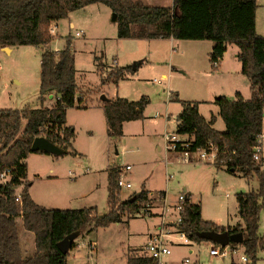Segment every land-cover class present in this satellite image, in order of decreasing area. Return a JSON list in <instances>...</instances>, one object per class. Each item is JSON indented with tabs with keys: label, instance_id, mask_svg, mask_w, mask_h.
Returning <instances> with one entry per match:
<instances>
[{
	"label": "rangeland",
	"instance_id": "1",
	"mask_svg": "<svg viewBox=\"0 0 264 264\" xmlns=\"http://www.w3.org/2000/svg\"><path fill=\"white\" fill-rule=\"evenodd\" d=\"M111 17L109 7L96 3L74 10L65 19L51 24L52 41L47 47L61 49L71 34L76 79L82 90L89 93L85 107L74 106L66 111L68 125L75 130L73 152L59 156L42 152L28 154L29 193L47 208L95 207L99 214H104L108 211V168L121 169L129 164L131 169L125 178L132 187H119L118 199L126 200L141 189L148 190L152 196L148 197L154 198L136 215L124 213L120 222L78 234L73 241L75 246L68 250L66 264H126L129 253L145 254L148 237L155 233L169 243V264H177L186 256L201 264H240L243 254L240 246L232 249L228 244L225 256L210 255L209 249L218 244L208 239L177 244L178 235L169 227L174 215L168 214L164 207L173 206L178 195L184 193V187L189 201L200 204L204 220L222 226L243 224L236 194L256 190L258 181L255 175L244 176L239 170L230 171L211 162L182 161L175 151L168 150L165 135L176 134L180 104L166 92L171 90L179 99L195 97L192 99L206 101L204 86L220 82L228 93L227 98L236 97L231 89L238 86L241 96L248 99V78L240 71L222 82L210 63L209 48L196 45L195 41L181 43V54L172 51L165 40L118 38L116 21ZM71 21L73 28L69 25ZM261 26L264 28V23ZM80 27L85 30L84 35ZM77 30L82 32L79 37L75 36ZM258 31L264 33L259 26ZM237 49L230 44L225 53L233 69L240 67L234 55ZM41 52L42 48L33 45L13 46L10 51L0 47V108L43 105L38 98ZM169 61L174 65L180 63L183 69L178 66L173 69ZM98 65L104 68L100 71ZM114 66H133L135 71L126 72L117 83L102 84ZM158 79L160 82H156ZM102 95L106 100L117 96L128 100L145 97L144 117L126 121L122 137H109L102 107L106 100H102ZM209 104L201 105L205 114L212 108ZM220 122L223 129L224 122L222 119ZM261 143L264 172V130ZM170 174L172 178H168ZM160 191L165 192V197L159 196ZM16 224L21 252L29 256L35 249L34 235L24 228L21 217L16 219ZM258 231L263 236L264 208L260 212ZM256 264H264V248L259 250Z\"/></svg>",
	"mask_w": 264,
	"mask_h": 264
},
{
	"label": "trees",
	"instance_id": "2",
	"mask_svg": "<svg viewBox=\"0 0 264 264\" xmlns=\"http://www.w3.org/2000/svg\"><path fill=\"white\" fill-rule=\"evenodd\" d=\"M101 3L116 14L118 38L178 40H210L209 60H220L227 46L238 48L240 71L250 82V97L239 92L233 99L217 96L213 103L224 122V129L214 128L215 116L207 120L199 112V102L179 99L181 110L176 117V134L185 136L176 143V150L207 148L211 143L217 149V167L239 170L244 176L255 175L256 190L236 194L239 216L243 224L222 226L202 218L200 204L186 200L180 213L178 230L189 241H200L202 231L241 232V243H229L233 249L242 248L249 264H256L258 252L264 248L263 236L258 231L260 212L264 208V172L262 160L253 159V147L263 133L264 120V35L255 26L256 0H172V6L146 4L141 0H0V47L33 45L42 48L38 98L40 102L53 95L51 106L36 108H0V173L8 170L7 180L0 181V264H66L67 253H62L57 242L65 236L90 232L111 223L120 222L121 215H136L151 203L148 190L133 192L128 199H118V166L108 168V211L99 214L95 207L47 208L35 202L27 179L28 154L34 138L43 136L62 148L73 152L75 130L66 125V111L74 106L85 107L89 91L82 90L76 79L71 34L65 45L55 51L47 47L51 41L50 27L68 17L74 10ZM104 66L98 65V70ZM135 71L133 66L112 67L102 79L115 82ZM147 99L128 100L123 97L107 99L103 112L107 135L120 138L126 121L142 119ZM39 152V151H34ZM43 153V152H42ZM19 199L16 200V196ZM134 196V199L130 200ZM159 196L165 197L160 191ZM34 235V252H21L16 219ZM75 243L72 242L71 247ZM126 264H155L146 254L129 253ZM191 264H201L197 261ZM234 264V263H233Z\"/></svg>",
	"mask_w": 264,
	"mask_h": 264
},
{
	"label": "built area",
	"instance_id": "3",
	"mask_svg": "<svg viewBox=\"0 0 264 264\" xmlns=\"http://www.w3.org/2000/svg\"><path fill=\"white\" fill-rule=\"evenodd\" d=\"M81 31H76L75 36H79ZM82 33V32H81ZM212 66H218V60H214L212 62ZM156 82H160V80H156ZM263 133L260 135L259 142L253 147V159L259 161L261 159V138ZM166 147L170 151H175L177 156L180 160L194 163V162H211L213 163L216 160L217 156V149L211 144H208L207 148H196L194 150H190L188 143H184L183 146L185 149L176 150V143L183 141L184 138H179L177 134H166ZM131 169V165L127 164L123 168L119 170V175L117 177V185L120 188H131L132 184L125 178L129 170ZM8 170L2 171L0 173V181L5 182L7 180ZM168 178H172V174L168 176ZM19 199V196H16V200ZM186 200L185 193H181L177 197V201L173 206H165L164 210L169 211L168 214H173V218L171 222H169V227L174 229V233L178 235V240L176 241L177 244H184L187 245L189 243V239L185 235V233L178 230V226L181 222V215L180 213L183 210V203ZM167 205V204H166ZM159 233H155L153 235H149L148 241L144 247V253L151 257L155 264H169L168 257L171 253L169 243H166L161 236L158 235ZM264 240V234H263ZM233 249V248H232ZM210 255H220L225 256L227 254L226 247H222L218 244L217 247H211L209 249ZM240 264H249V259L245 254H242L240 257ZM192 261L188 256L183 257L179 260L177 264H191Z\"/></svg>",
	"mask_w": 264,
	"mask_h": 264
},
{
	"label": "crops",
	"instance_id": "4",
	"mask_svg": "<svg viewBox=\"0 0 264 264\" xmlns=\"http://www.w3.org/2000/svg\"><path fill=\"white\" fill-rule=\"evenodd\" d=\"M141 1H143L144 3H146V4H150V5H159V6H172V0H152L153 2L152 3H148V2H145L144 0H141ZM256 2H257V8H256V12H255V26H256V31H257V33L258 34H260V32L258 31V26L259 27H261L263 30H264V28L261 26V22L262 23H264V0H256ZM89 6V5H88ZM86 7V6H85ZM61 20H63V19H61ZM60 21V20H59ZM52 25H55L54 23H52ZM57 25V24H56ZM69 25H70V27L71 28H73L74 27V22L73 21H71V22H69ZM53 28V27H52ZM80 30H82V32H83V35L85 34V30L82 28V27H80ZM78 31V30H77ZM53 32V31H52ZM261 35H264V33H262ZM76 37H79V36H76ZM130 39V38H129ZM157 40H165V41H167L168 43H169V45H170V47L172 48V51H176V53H178V52H181V54H182V49L179 47V45L181 44V43H191V42H185V41H188V40H178V39H174V38H156ZM147 40V39H146ZM148 40H151V39H148ZM52 41V40H51ZM50 41V42H51ZM181 41H184V42H181ZM189 41H195V44L196 45H199V46H203V47H208L209 48V51H208V54H210V52H211V50H212V44L213 43H209L208 41H210V40H189ZM12 47L13 46H11V47H7L8 48V50L10 51V50H12ZM176 48H178V49H176ZM228 48H229V45L227 46V49H226V51L224 52V54H223V56H222V58L220 59V60H218V66H216V67H214V69L213 70H215V72L216 73H218L217 75H219L220 77H221V80H222V82L223 81H225V78L226 79H228L229 77H231V78H233V77H235L236 75H237V72H240V67L238 68L237 66L233 69L232 67H229V65H228V62H227V58H226V55H225V53L227 52V50H228ZM53 50H55V51H57L56 49H53ZM237 53H238V49L237 50H235V53H234V55H235V57H236V59H237ZM238 60V59H237ZM211 63V62H210ZM169 64H171V67L173 68V69H175V67L174 66H178L179 68H181V69H183V66L180 64V63H178V65H174V63H170V61H169ZM212 64V63H211ZM115 67V66H114ZM170 67V66H169ZM213 67V66H212ZM171 68V69H172ZM169 71H171V70H169ZM182 71V70H181ZM163 76H165V75H163ZM159 80V79H158ZM238 86H234V87H232V92H234V94H236L237 92H239L238 91ZM240 93V92H239ZM228 93H226V91H224V87H223V84L222 83H220V82H216V83H214V82H210L209 84H207L206 86H204V94H203V96H204V100H206V101H202L203 100V98H201V99H192V98H195V97H188L189 99L188 100H194V101H197V102H199V104H198V109H199V112L205 117V119H209L210 118V116L213 114L214 116H215V122H214V128H216V126L218 125L219 126V129L218 130H223L222 128H221V122H220V119H221V117L218 115V107H217V105L216 104H214L213 103V101H214V99L218 96V95H223V96H225V97H227L228 95H227ZM166 95L168 96V97H171V100L173 99L174 101H176L175 100V95L176 94H174L171 90H168L167 92H166ZM177 96V95H176ZM178 97V96H177ZM53 101H54V99H53V95H48L47 96V98H44V100L42 101V103H43V105L44 106H51L52 104H53ZM176 102H178V101H176ZM204 102H208V104L209 105H211V109H209L208 111H209V113H207V114H205L202 110H201V105H202V103H204ZM180 110H181V106H180ZM179 110V111H180ZM66 125H68V121H67V118H66ZM224 127V126H223ZM217 129V128H216ZM263 130H264V120H263ZM179 137H181V138H183L182 137V135H178ZM262 144V143H261ZM46 154H48V153H46ZM29 156V155H28ZM27 156V157H28ZM261 157H262V159H263V148H262V146H261ZM26 160H27V158H26ZM27 163V162H26ZM27 171H28V166H27ZM185 188V187H184ZM30 194V193H29ZM150 197H152L151 195H150V193L148 194ZM30 196H31V198L35 201V199L32 197V195L30 194ZM159 197V196H158ZM154 198V197H153ZM35 202H37V201H35ZM38 203V202H37ZM39 204V203H38ZM40 205H42V204H40ZM150 234V233H149ZM148 234V235H149ZM191 252V251H190Z\"/></svg>",
	"mask_w": 264,
	"mask_h": 264
},
{
	"label": "water",
	"instance_id": "5",
	"mask_svg": "<svg viewBox=\"0 0 264 264\" xmlns=\"http://www.w3.org/2000/svg\"><path fill=\"white\" fill-rule=\"evenodd\" d=\"M112 21H116V14L112 13L111 17ZM4 49L8 50L7 47ZM102 100H106V98L102 95ZM31 151H39L43 153H48L51 155L59 156L64 154V150L51 141H49L47 138L43 136H38L33 139L31 146ZM134 199V196L130 198V200ZM79 232L71 233L67 236H65L62 240L57 242L58 249L64 254L67 253L69 248L71 247L72 242L76 237H78ZM199 237L202 239H208L213 241L216 244L221 245L222 247L228 245L229 243H241L243 241V235L241 232H234L229 233L228 231H202L198 233Z\"/></svg>",
	"mask_w": 264,
	"mask_h": 264
}]
</instances>
